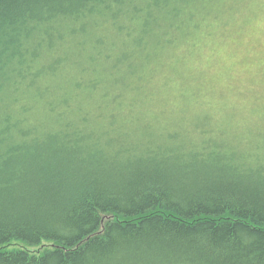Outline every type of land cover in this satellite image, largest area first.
Returning <instances> with one entry per match:
<instances>
[{"label":"trees","instance_id":"1","mask_svg":"<svg viewBox=\"0 0 264 264\" xmlns=\"http://www.w3.org/2000/svg\"><path fill=\"white\" fill-rule=\"evenodd\" d=\"M216 1L0 0V264H264V153L130 98Z\"/></svg>","mask_w":264,"mask_h":264},{"label":"rangeland","instance_id":"2","mask_svg":"<svg viewBox=\"0 0 264 264\" xmlns=\"http://www.w3.org/2000/svg\"><path fill=\"white\" fill-rule=\"evenodd\" d=\"M210 12L130 98L139 96L146 116L157 115L168 127L175 115L194 131L224 137L229 130L248 156V130H264V0H218Z\"/></svg>","mask_w":264,"mask_h":264},{"label":"bare ground","instance_id":"3","mask_svg":"<svg viewBox=\"0 0 264 264\" xmlns=\"http://www.w3.org/2000/svg\"><path fill=\"white\" fill-rule=\"evenodd\" d=\"M138 98H139V96H137L136 98H131V99L133 100V102L138 103V101H139ZM178 119H180V118L179 117H176L175 115H171L168 118V120H170L168 122H170V123H172V124H174V125L177 126V125L180 124L178 122L179 121ZM179 127L182 128L181 129V132L187 134V137L188 138H190V137L192 139L197 138V135L192 134L194 132V130L190 126H184L183 124H181V125H179ZM202 131H206V129L202 128ZM250 131L251 132H249V130H248V134H249L248 138H249V140L246 141V142H243V145H244V143H248L247 144V148H248V146H250L252 148H256L257 149L256 153L254 154V156H252V158L250 160L251 161V164H256V160L261 159L258 155L259 154L260 155H263L262 153H264V130H261V129H250ZM225 132H227L226 133V136L223 135L224 137H222V135H218L216 137L217 138L216 141L217 142H222L225 139L231 145H233V146L237 145V143L230 141V139L228 137L229 132H231V131L227 130ZM257 134H262V136L258 137ZM222 138H224V139H222ZM256 138H258V139H256Z\"/></svg>","mask_w":264,"mask_h":264}]
</instances>
